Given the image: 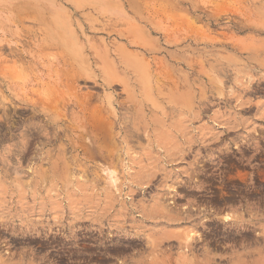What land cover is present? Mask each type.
Returning <instances> with one entry per match:
<instances>
[{
  "label": "rangeland",
  "instance_id": "374dc122",
  "mask_svg": "<svg viewBox=\"0 0 264 264\" xmlns=\"http://www.w3.org/2000/svg\"><path fill=\"white\" fill-rule=\"evenodd\" d=\"M183 262L264 264V0H0V264Z\"/></svg>",
  "mask_w": 264,
  "mask_h": 264
},
{
  "label": "bare ground",
  "instance_id": "6f19581e",
  "mask_svg": "<svg viewBox=\"0 0 264 264\" xmlns=\"http://www.w3.org/2000/svg\"><path fill=\"white\" fill-rule=\"evenodd\" d=\"M21 18H22V16H21ZM21 21H22V20H21ZM44 40H45V39H44ZM46 41H47V40H46ZM45 44H46V43H45ZM255 60H256V59H255ZM59 88H60V87H59ZM59 88H58V89H59ZM53 92H54V90H53ZM53 92H52V93H53ZM55 92H56V91H55ZM58 92H59V91H58ZM48 93H49V92H48ZM44 95H45V94H44ZM25 97H26V96H25ZM57 98H58V96H57ZM42 100H43V99H42ZM53 100H54V99H53ZM45 102H46V101H45ZM54 102H55V101H54ZM57 103H58V102H57ZM92 103H93V102H92ZM37 104H39V102L36 103V101H35V102L33 103V109L36 110ZM52 104H53V103H52ZM54 105H56V104L54 103ZM81 105H82V104H81ZM40 107H41V106H40ZM50 107H51V106H50ZM56 107H57V106H56ZM95 107H96V106H95ZM83 109L85 110V113H88V112H86V109H87L86 107H84ZM96 109H97V108H96ZM57 110H58V109H57ZM103 111H104V110H103ZM93 112H94V111H93ZM96 112H97V110H96ZM96 112H95V113H96ZM104 112H105V111H104ZM95 113H94V114H95ZM97 113H98V112H97ZM99 113H100V112H99ZM88 114H89V113H88ZM88 114H87V118L89 119ZM90 114H91V113H90ZM89 116H90V115H89ZM92 116H93V115H92ZM106 116H107V114H106ZM90 117H91V116H90ZM95 117H97V116H95ZM97 118H98V119H101V121H103V119L105 118V116L102 115V114H100ZM97 118H96V119H97ZM90 119H91V118H90ZM91 120H92V119H91ZM91 120H90V121H91ZM94 120H95V119H94ZM108 120H109V119H108ZM108 120H107L106 123L109 122ZM88 121H89V120H88ZM92 121H93V120H92ZM99 121H100V120H99ZM99 121H98V122H99ZM104 121H106V120H104ZM98 122H97V124H98ZM104 123H105V122H104ZM104 123H103V124H104ZM94 124H95V123H94ZM97 124H96V126H97ZM101 124H102V123L99 124L100 127H101ZM76 126H77V125H76ZM103 126H105V128H106V127H107V124H105V125H103ZM109 126H110V125H109ZM97 127H98V126H97ZM94 128H95V127H94ZM98 129H99V128H98ZM98 129H97V130H98ZM87 130H88V129H87ZM101 130H102V129H101ZM106 130H109L108 127L106 128ZM106 130L104 131V134H110L109 132L106 133ZM98 131H100V129H99ZM96 132H97V131H96ZM101 132H102V131H101ZM83 134H84V133H83ZM98 134H99V133H98ZM79 135H80V134H79ZM85 135H87V134H85ZM102 136H103V134H102ZM87 137H88V136H87ZM104 137H105V136H103L102 138H104ZM105 138H107V137H105ZM108 138H109V137H108ZM98 139H99V138H98ZM101 140H102V139H101ZM103 140H104V139H103ZM107 140H108V139H107ZM110 140L112 141V139H110ZM110 140H109V141H110ZM85 142H86V141H85ZM99 142H100V141H99ZM102 142H104V141H102ZM106 142H107V141H106ZM99 144H100V143H99ZM103 144H104V143H103ZM103 144H102V145H103ZM106 144H108V143H106ZM111 145H112V144H111ZM106 146H107V145H106ZM109 147H110V145H109ZM77 150H78V149H77ZM109 150H110V148H109ZM104 151H105V150H104ZM110 152H111V151H110ZM101 153H102V152H101ZM111 153H112V152H111ZM94 155H95V154H94ZM109 156H110V155H109ZM226 201H227V200H226ZM231 201H232V200H231ZM227 216H228V215H227ZM117 226H118V225H117ZM177 229H178V228H177ZM95 235H96V234H95ZM92 236H93V235H92ZM191 236H193V231H192V232H191V231H190V232H187V233H186V237L184 236V238L186 239V238H189V237H191ZM101 238H103V237H101ZM150 238H151V237H150ZM29 240H30V239H29ZM32 240H34V239H32ZM36 241H37V240H36ZM38 242H39V241H38ZM122 242H123V241H122ZM18 243H19V242H18ZM34 243H35V242H34ZM36 243H37V242H36ZM113 243H114V242H113ZM129 243H130V242H129ZM131 243H132V242H131ZM132 244H133V243H132ZM133 246H134V245H133ZM118 247H119V249L121 248L120 245H119ZM185 247H186V246H185ZM22 249H23V248H22ZM115 249H116V247H115ZM124 250H125V249H124ZM120 251H121V250H120ZM120 251H119V252H120ZM38 252H39V251H38ZM110 252H112V251H110ZM155 252H156V251H155ZM104 255H105V254H104ZM153 255H154V254H153ZM197 256H198V255H197ZM101 258H102V257H101ZM167 258H168V257H167ZM106 259H107V258H106ZM94 260H95V259H94ZM197 260H198V259H197ZM146 261H147V260H146ZM196 262H197V261H196ZM160 264H161V263H160ZM177 264H178V263H177ZM180 264H184V262H183V263H180ZM199 264H200V263H199Z\"/></svg>",
  "mask_w": 264,
  "mask_h": 264
}]
</instances>
